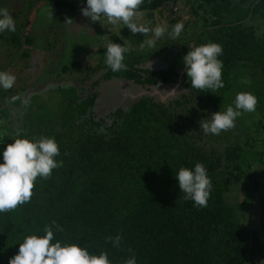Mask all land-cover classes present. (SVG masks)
I'll return each instance as SVG.
<instances>
[{
    "label": "trees",
    "instance_id": "trees-1",
    "mask_svg": "<svg viewBox=\"0 0 264 264\" xmlns=\"http://www.w3.org/2000/svg\"><path fill=\"white\" fill-rule=\"evenodd\" d=\"M181 1L192 4L197 16L205 13L206 30L192 39L202 37L203 45L218 43L223 48L218 59L223 62L224 87L216 92L192 89L185 75L183 84L188 93L171 106L150 97L128 108L107 109L99 106V95L92 90L57 87L63 88L67 98L64 109L59 115L45 113L42 123L30 124L20 122L19 117V123L11 120L13 107L6 106L7 98L17 91L0 88V131L8 133L0 143V163L14 138L34 142L41 136L55 139L60 149L55 159L63 161L50 178H37L31 202L0 213V264H8L18 254L26 236H43L44 227L53 221L64 229L57 232L53 226V243H77L96 255L106 251L111 264H124L131 255L129 248L136 264L264 261V193L255 197L257 226L249 227L235 217L225 194L232 189L230 182L239 177L233 174L238 171V148L220 152L207 142L199 123L217 113L237 71H252V77L264 83V34L259 36V28L252 23L264 19V0H145L139 11L153 13ZM26 24L25 18L20 24L23 31L7 41L8 54L13 61L16 58L14 63L21 74L29 66L24 59L32 58L29 50L35 44L28 36L23 37ZM111 40L125 47L117 36ZM179 43L186 53L192 49L188 39L157 50L163 52ZM105 52H101L104 79L116 77L150 86L179 82L176 62L155 71L140 68L139 60L129 63L127 71L112 72L105 64ZM46 106L37 105L40 109ZM198 162L205 166L213 186L204 208L183 199L175 178L181 167L194 170ZM116 235L122 236L121 249L105 242V237Z\"/></svg>",
    "mask_w": 264,
    "mask_h": 264
},
{
    "label": "rangeland",
    "instance_id": "rangeland-1",
    "mask_svg": "<svg viewBox=\"0 0 264 264\" xmlns=\"http://www.w3.org/2000/svg\"><path fill=\"white\" fill-rule=\"evenodd\" d=\"M65 4L66 6H63V10H56L54 1L44 0L38 5V8H32L33 10L30 14L27 10H25L12 15L15 20V32L23 31L24 25L20 24L21 22H24L23 18L27 17L26 33L29 35V39L35 41L33 48L36 49L37 47L41 50V47L45 46L49 50V46L51 45L52 61L55 60V57L57 56L56 54H58L60 59H63L64 65H69L72 60H77V58L79 59L81 50L88 49L89 45H91L90 47H93V45H98V47L107 46V44L110 43L112 36L119 37L125 43V47H127L130 52L128 57H131L132 54L141 50L139 47L140 43L144 39L150 38L151 36V34L149 37H145L143 34L133 35L129 29L123 28L122 25L111 26L108 25L106 21H102L101 23H96L97 26L95 29L98 33L95 34L94 37H88L90 38L88 42L87 35L81 36L83 31L80 32L79 38L77 35L78 39L73 40L69 28L67 33L68 35H63L62 41H59L60 35H58V37L55 35L65 31L64 27L66 24V16L68 18L72 17L74 12L77 11L81 13V9L87 6L86 0H68ZM5 5L6 1L3 2V7ZM200 15L201 16L199 17L195 14L192 4H187L185 1H181L177 4L170 3L165 8L157 10L153 13L143 12V16L137 22L150 28H154L157 25H167L169 31L175 24L183 23L184 29L179 38L173 40L165 35L163 38L156 41V46L158 45L159 48L160 46L166 44L189 39V42H191L190 48H194L203 45V43L200 42L203 41V39L202 37L192 39V36L194 37V34H199L206 30L204 26L205 13L201 11ZM206 17L210 18V15ZM256 20L252 23L255 27L259 28L258 35L261 36L264 34V19H258V21ZM2 34V36L7 37H4V39L0 41V69H2V66H5L6 64L10 65V63H14L11 57L7 54V47L9 45L7 44V41L10 40V36L6 31ZM90 34H94V32H89V35ZM23 37H25V34ZM197 39L200 44L196 43ZM80 43L82 44L80 45ZM178 45L179 44H176L175 47ZM156 46L153 47V49L157 50ZM53 47H56V49ZM76 47L79 49L78 52H74ZM149 49L150 48L145 47L143 50L148 53ZM40 52L44 51L41 50ZM40 56L42 55L40 54ZM183 57L180 58V62L182 63ZM88 59L89 58H87V60ZM24 60L29 64V66L25 70H22L23 74L27 73L30 75L33 73L38 74L39 72L43 73L46 71L45 67H49L48 74H52L50 76L52 78L51 82H56V80L60 79L56 72H51L50 67L52 64L46 65L45 63H42L44 66L36 64L39 62L37 57ZM88 61L92 62L90 59ZM95 61L96 60L94 59L93 66L96 63ZM91 62H89L90 66L92 65ZM52 63L53 66L56 65V62L53 61ZM14 66L12 70L13 74L16 76L18 75V79H21L23 74L18 72L15 63ZM22 67L25 68L23 65ZM33 67L34 71H32L33 73H30ZM59 68L60 67L57 69ZM178 68L180 71L186 73L185 65H179ZM71 74L72 73H69L67 81L59 83L60 86H58L65 88L66 86L75 84L71 78L76 77V74ZM252 74L253 72L248 70L241 71L239 73L237 71L234 77L230 78V88L225 92L223 103L220 105L217 112L226 111L228 106H232L235 96L240 92H249L257 98L258 103L256 105V110L252 113H244L238 117L235 121L234 129L222 131L220 135L209 134L206 138L207 142L219 149L220 152L225 149H227V151H231L235 147L238 148V171L234 170L233 174H238L239 177L238 179H234L230 182L232 189L225 194V198L227 203L234 208L235 217L242 223L248 226L251 225L249 227L257 226L259 219L258 212L255 209V197L257 196V191L264 193V83L258 77L253 78ZM40 81L50 80H48L46 74H43ZM54 82L51 84L41 82L38 88H35L26 94L21 92L22 95L20 96L17 94L16 97L11 96V98H7L6 106L10 104L9 107L15 108H10V110H12L11 120L15 123H19V120L17 121L16 119L19 117L20 122L26 120L30 124L35 121L42 123L41 117L45 113L57 114L58 112H61L65 107V103H67V98L65 97L63 88L55 89L57 86L51 87L54 84H58ZM177 86L178 87L174 89L176 93L163 100L164 103L169 106H171L175 100L180 99L184 94L188 93L183 83ZM171 88H174V86L166 89L167 91H158V93L163 97H166L165 95L169 93ZM136 91L137 87L134 83L118 78L113 79L106 82V87L103 89L102 93L100 92L101 94L98 96L99 106L101 105L103 108L107 109L131 107L128 104H133V102L137 101L136 98L138 97V93ZM40 103H45L47 106L40 109L37 107ZM175 108L176 106H172V109ZM57 115H59V113Z\"/></svg>",
    "mask_w": 264,
    "mask_h": 264
},
{
    "label": "clouds",
    "instance_id": "clouds-1",
    "mask_svg": "<svg viewBox=\"0 0 264 264\" xmlns=\"http://www.w3.org/2000/svg\"><path fill=\"white\" fill-rule=\"evenodd\" d=\"M145 0H86V7L81 9L82 15L91 19L93 23L106 21L108 25H122L133 35L143 34L145 37L139 47L153 48L156 41L165 35L170 39H177L181 35L184 25L177 23L169 31L167 25H157L154 28L145 26L137 21L143 16L139 11ZM151 0H149V3ZM72 22V20H67ZM15 20L7 8H0V33L15 32ZM127 47L118 43H108L105 52V64L112 72L127 71L124 63ZM223 54V48L218 43H207L190 49L183 57L186 75L192 89L216 92L224 87L222 80L223 62L218 59ZM16 82L15 75L0 71V88L11 89ZM176 93L175 90L171 91ZM257 98L249 92L237 93L232 106L226 111L211 114L210 118L201 120L200 131L205 135H220L222 131L235 128V121L244 113L256 110ZM8 135L7 131H0V143ZM14 143L8 144L3 151V163H0V213L15 211L18 207L31 202L34 195L37 178L48 179L54 169L63 166L55 157L60 149L54 138L41 136L38 139L14 138ZM179 188L184 194L185 201H193L197 208H204L212 192V182L207 175L205 166L196 163L194 170L181 167L176 173ZM53 226L57 232L64 229L56 224L46 225L44 235H28L19 244V251L9 259L8 264H111L106 251L98 255L90 254L86 247L77 243H53ZM106 243L113 248L121 249L122 236L105 237ZM131 254L124 264H136L135 254ZM264 264V261L261 262Z\"/></svg>",
    "mask_w": 264,
    "mask_h": 264
},
{
    "label": "flooded vegetation",
    "instance_id": "flooded-vegetation-1",
    "mask_svg": "<svg viewBox=\"0 0 264 264\" xmlns=\"http://www.w3.org/2000/svg\"><path fill=\"white\" fill-rule=\"evenodd\" d=\"M4 1H6V5L3 7ZM43 1L44 0H0V8H7L11 15H15V13H20V12L25 11V10H27L28 13L30 14L31 11L34 8L35 9L38 8V5ZM48 1H50V0H48ZM51 1H54L56 10H59V9L63 10V8L66 6L65 3L68 0H66V1L65 0H51ZM70 11H72V10H70ZM78 13H79V11L74 12V15L72 17H69V18L66 16V19H65L66 24L64 27L65 31H62L59 34L55 35L56 37H58V35H60L59 41H62L63 35L68 33V28L71 26V23L74 21V19L76 18ZM25 18L27 19V17H25ZM25 18H23V20ZM69 19L72 20V22H70V23L67 22V20H69ZM92 24L96 28V26H97L96 23L92 22ZM84 28H86V27H84ZM84 28H81L79 26L76 28V30L73 31V33H71L73 40L78 39L77 35L78 34L80 35V32H82V31L83 32L81 33V36H86L88 34L87 33L88 30L84 29ZM88 37L89 36L87 35V42L91 38V37L90 38H88ZM181 42L183 43L184 41L182 40ZM110 43H112V40L110 41ZM81 44L82 43H80V45ZM31 46H32V48H30L29 51H31L32 58L37 57V59L39 60V62L36 64H40V65H43L42 63H45L46 65L52 64V66L50 67L51 72L52 73L56 72L60 78L59 80H56V82L52 81V82L58 83V84H54L51 87H54V86L59 87L60 86L59 83L67 81L69 73H72L71 75L76 74V77L71 78V79H73L75 84H72L71 86H67V87H73V88L77 89V91H79L82 88H85L86 89L85 91L92 90L93 94H97V96L98 95L100 96L103 89L106 87V82L111 81V80L104 79V76L106 74V69L102 67L103 58H102L101 52L103 49H106V46H99L98 47V45H93V47H90L91 45H89L88 49H83L80 51L79 59L77 58V60H72L71 64H69V65H64L63 59L62 58L60 59L59 55L56 54L57 56L55 57V60H53L54 62H56L55 66H53V63H52L53 58L51 55V52H52L51 45L49 46V50L47 47L42 46L41 50H43L44 52H40L41 50L38 49L37 47H36V49H34L33 48L34 45H31ZM156 47L158 49V45ZM53 48L56 49V47H53ZM78 51H79V49H78V47H76L74 49V52H78ZM144 51L145 50H140V51L138 50V52H136L135 54H132L131 57H128L130 52L125 54V55H127V57L124 59L125 64L127 65V70L130 69L129 63L139 61V60L141 61L140 66H139L140 68L151 69V70H155V71L166 69V68L170 67L171 65H175L174 63L176 62L177 63L176 68L178 69L179 74H180L181 71L178 68V66L179 65L184 66L183 63L180 62V58L187 54L186 51L184 50V46L181 45V43H179V45L177 47H175V46L169 47L168 50H165L163 52H160V51L155 50L153 48H150L148 53L144 52ZM39 53L42 56H40ZM141 53H143V54H141ZM148 54L149 55L154 54V56L151 55L152 57L149 58L147 56ZM135 55H137V56H135ZM87 58L92 60V62L88 61L89 59L87 60ZM94 59L96 60L95 61L96 63L93 66ZM89 62H91V64H92L91 66H90ZM58 67H60V68L57 69ZM45 69H46V71H44L43 73L39 72L40 74L39 73L36 74V73L32 72V71H34V67H33V69H31V71H30V73L32 72L33 74H30V75H28L27 73L23 74L22 78L20 79L21 81H23L22 84L19 87L17 85L13 86V90H15L17 92L11 96L16 97L17 94L19 96L22 95V93L26 94L27 92L32 91L35 88H38L41 82H47V83L51 84L52 78L50 76L52 74L51 75L48 74L49 73V67H47V68L45 67ZM43 74L44 75L46 74L48 80H50V81H40L41 76ZM185 75H186V73H185ZM17 78H18V75H17ZM113 79H117V78L115 77ZM122 80H125V79H122ZM128 81H130V80H128ZM130 82L134 83V85L137 87L136 92L138 93V96H139V94L142 93V88H146L148 90L153 88L154 93L150 97L159 103H164L163 96L161 94H159L158 91L163 92L166 89H169L170 87H172L174 85H179V84L183 83V78H182V81H179L176 84H173L171 82H168V83L159 82V84L157 83V84H154L153 86H150L147 84H139L133 80H131ZM22 87H26L27 89H25L26 91L21 93L20 88H22ZM57 87H55V88H57ZM37 93H38V91H37ZM150 97H143L141 99H146V98H150ZM160 97H162V98H160ZM135 102H133V104ZM128 105L131 106L132 103H129ZM258 192H260V191H257V195H258Z\"/></svg>",
    "mask_w": 264,
    "mask_h": 264
},
{
    "label": "water",
    "instance_id": "water-1",
    "mask_svg": "<svg viewBox=\"0 0 264 264\" xmlns=\"http://www.w3.org/2000/svg\"><path fill=\"white\" fill-rule=\"evenodd\" d=\"M79 26L81 28L86 27L84 29H87L88 30L87 31V33H88L87 35L89 37H91V36L94 37V35L98 33L97 30L95 29V27L93 26L91 19L88 18V17L83 16L82 15V12L81 13H78L77 16H76V18L74 19V21L71 23V26L69 27L70 33H73V31L76 30V28L79 27ZM92 31L94 32V34H90L89 35V32H92ZM79 37H80V35L78 34V38ZM184 75H185V72L181 71L180 74H179V81L182 80V78L184 77ZM177 87H178L177 85H174V88H171L170 91H169V93L165 95L166 97H163V100L165 98L173 95L174 93H172L171 91H173ZM153 90H154L153 88H151L149 90L146 89V88H142V93L139 94V96H138V98L136 100L139 101L143 97H150L154 93Z\"/></svg>",
    "mask_w": 264,
    "mask_h": 264
},
{
    "label": "crops",
    "instance_id": "crops-1",
    "mask_svg": "<svg viewBox=\"0 0 264 264\" xmlns=\"http://www.w3.org/2000/svg\"><path fill=\"white\" fill-rule=\"evenodd\" d=\"M23 21V20H22ZM7 32V34H9V36H10V38H12L13 36H14V33H16V32H10V31H6ZM1 34L2 33H0V41L3 39V36H2V38H1ZM24 34H25V36H28L29 37V35L26 33V29H25V32H24ZM12 36V37H11ZM8 54V53H7ZM9 55V54H8ZM9 57H11V59H13V57L12 56H10L9 55ZM14 61H16V58H14ZM13 64L14 63H10V65H8V64H6L5 66H2V70L1 71H3V72H10L11 74H13ZM4 67V68H3ZM14 75V74H13ZM15 77H16V82H15V85H17L18 87L22 84V82L23 81H21L20 79H18L17 78V76L15 75ZM18 83V84H17ZM12 89H13V87H12ZM25 89H27L26 87H22V88H20V92H24V91H26ZM54 89V88H53ZM8 97H11V95L10 96H8ZM2 104V99L0 98V105Z\"/></svg>",
    "mask_w": 264,
    "mask_h": 264
}]
</instances>
